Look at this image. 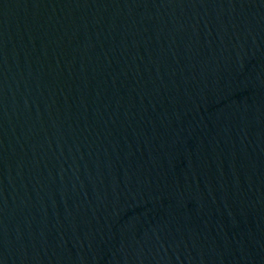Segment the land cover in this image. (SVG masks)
<instances>
[{
	"label": "water",
	"instance_id": "obj_1",
	"mask_svg": "<svg viewBox=\"0 0 264 264\" xmlns=\"http://www.w3.org/2000/svg\"><path fill=\"white\" fill-rule=\"evenodd\" d=\"M0 264H264V0H0Z\"/></svg>",
	"mask_w": 264,
	"mask_h": 264
}]
</instances>
